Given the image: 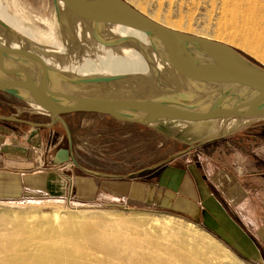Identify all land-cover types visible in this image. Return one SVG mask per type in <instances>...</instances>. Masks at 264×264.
Instances as JSON below:
<instances>
[{
	"label": "bare ground",
	"instance_id": "1",
	"mask_svg": "<svg viewBox=\"0 0 264 264\" xmlns=\"http://www.w3.org/2000/svg\"><path fill=\"white\" fill-rule=\"evenodd\" d=\"M58 4L61 43L48 46L26 36L0 0V58L28 61L34 68L31 80L56 76L41 83H120L149 79L166 70L164 43L126 25H121V33L112 20L108 22L120 42L107 40L82 0H58ZM167 26L177 28L172 23ZM218 32L229 34L231 41L264 59V0H222ZM123 43L130 47L122 49ZM198 59L211 68L223 66L202 50ZM171 127L156 129L174 133ZM182 131L175 136L183 137ZM209 203L212 211L220 212ZM44 207L16 204L0 210V264H223L216 252L224 259L249 264L203 227L171 213L153 215L144 225L107 209ZM71 231L84 233V240L68 236Z\"/></svg>",
	"mask_w": 264,
	"mask_h": 264
},
{
	"label": "water",
	"instance_id": "2",
	"mask_svg": "<svg viewBox=\"0 0 264 264\" xmlns=\"http://www.w3.org/2000/svg\"><path fill=\"white\" fill-rule=\"evenodd\" d=\"M82 1L95 27L107 40L119 41L112 33L109 23L112 20L118 31L123 30L121 33L124 32L121 25H126L164 43L168 56L166 70L154 73L149 79L120 83H41L55 80L56 76L31 80L34 68L28 61L0 58V98L17 104L14 114L0 115V120L41 125L22 120L21 112L25 111L48 116L49 125L60 121L66 127L62 116L77 113L140 126L166 138L176 137L178 130H183L181 135L185 137L200 127L219 123L216 135L200 142L204 144L222 137L229 121L264 119V67L250 61L238 49L209 37L170 28L126 0ZM126 47L130 44L123 43L121 48ZM200 50L216 56L223 66L217 69L202 63L198 59ZM158 125L172 126L175 132H160L156 129Z\"/></svg>",
	"mask_w": 264,
	"mask_h": 264
},
{
	"label": "rangeland",
	"instance_id": "3",
	"mask_svg": "<svg viewBox=\"0 0 264 264\" xmlns=\"http://www.w3.org/2000/svg\"><path fill=\"white\" fill-rule=\"evenodd\" d=\"M7 10L20 24L23 33L41 45L59 46L61 43L60 22L57 19L59 15V5L57 0H4ZM140 7L146 15L153 18L159 23L167 25L172 23L177 25V30L193 33L209 37L224 42L245 55L252 58L256 63L264 67V59L244 47L240 43L231 41L229 34H221L218 32V23L220 20V5L222 0H126ZM56 3V8H55ZM58 5V6H57ZM170 27V26H169ZM2 99L4 101L5 99ZM10 113L14 114L15 106L8 104ZM4 110L0 106V115L9 116L3 113ZM8 112V111H7ZM6 112V113H7ZM8 112V113H9ZM28 112H21V119L32 121V117ZM31 117V118H30ZM63 122L70 123L71 130L77 135L79 130L76 127H82L79 138L83 139L84 135L88 137L89 147L96 149L97 152L104 151L106 155L101 156L99 160L97 156L87 158L90 155L84 151V160L77 159L78 166L90 171H96L103 174H111L113 168L114 155L120 151L121 156L118 160H125L126 167L123 169L127 173L134 172L141 166H151L166 161L174 154L189 149L201 147L205 152L209 153L211 158L215 160L219 168V176L217 182L224 187L228 179H233L238 170L237 161L244 163L245 169H250L256 161L262 163L264 170V119L250 118L240 121H229L225 124L222 131L223 136L210 142L201 144L200 142L216 135L219 123H214L206 127H200L185 137L166 138L161 137L153 132L136 125L104 123L94 120L84 115H65L62 117ZM35 123H44L43 120H34ZM50 122V121H49ZM48 122V123H49ZM46 123V124H48ZM67 127V126H66ZM70 130V132H71ZM97 135H99L97 137ZM79 139L75 144V148H81L82 140ZM83 149H78L80 153ZM211 150V152L209 151ZM52 151V150H51ZM191 151V150H190ZM186 153V152H185ZM197 159L202 160L203 167L208 168V158L197 152H192ZM93 155V154H92ZM192 156L188 152L180 157ZM78 158V157H76ZM172 159V158H171ZM88 163V164H87ZM74 172L79 174V167L75 164L68 163L65 165ZM237 166V167H236ZM255 166V165H254ZM64 167V166H63ZM61 167V168H63ZM104 170H102V169ZM132 168V169H131ZM118 170V168H116ZM88 174V173H87ZM89 175H94L89 173ZM136 176V175H135ZM211 173L212 179H216ZM212 190H210V194ZM240 198V195H239ZM121 200V199H120ZM219 207V211H212L204 214V220H195L191 215H185L180 212L170 210H160L156 205H143V203L135 205L125 204L117 201H98L92 203L74 202L72 199H57L47 196L32 197L15 201L0 202V210L9 206L22 204H41L45 206V210H50L52 206L71 209H107L112 210L114 214L123 215L126 221L139 224H147L153 216H160L163 213H171L178 216H187L191 221L216 235L228 248H230L239 258L249 264H264V260L260 245L252 238L249 243L242 236V227H246L255 236L262 234L264 223V212L252 210L253 207L245 205L242 210V202L235 204L230 211H226L225 205ZM146 211L147 213H140ZM187 219L186 217H183ZM246 233V232H245ZM68 236L74 237L81 241L84 240V233L69 232ZM253 255V256H251ZM216 256L223 264H238L229 259H224L221 252H216Z\"/></svg>",
	"mask_w": 264,
	"mask_h": 264
},
{
	"label": "crops",
	"instance_id": "4",
	"mask_svg": "<svg viewBox=\"0 0 264 264\" xmlns=\"http://www.w3.org/2000/svg\"><path fill=\"white\" fill-rule=\"evenodd\" d=\"M0 104H4L2 99ZM49 124L33 126L26 122L0 120V202L41 196L72 199L84 204L109 199L135 206L141 203L156 205L160 210L180 212L203 221L204 214L212 212L209 202L220 208L222 205L214 194H210V183L215 193L223 197L226 211H230L229 207L232 210L241 199L242 210L248 205L247 208L264 212V170L258 161L250 169L237 161L235 164L239 168L233 173L235 177L228 179L224 187L217 182L220 170L212 155L204 153L201 147L192 149L193 146L187 151L192 156L180 159L186 152L155 165L141 166L130 173L123 169L127 164L125 160L117 161L121 156L119 151L113 160V166L118 170L113 168L111 174L89 175L78 166L75 158L74 142L83 136L79 135L82 127H76L77 135L71 130L73 127H65L60 121ZM85 141L88 142V137L84 135V145ZM50 148L52 151L48 152ZM38 152L42 153L40 161L35 159ZM192 152L208 158L207 170ZM91 153L106 155L97 150ZM68 163L77 165L74 168L79 167L84 173L74 174L65 168ZM211 173L217 178H210ZM262 227L263 233L256 236L244 226L241 232L249 243L253 238L260 245L264 260V223Z\"/></svg>",
	"mask_w": 264,
	"mask_h": 264
},
{
	"label": "trees",
	"instance_id": "5",
	"mask_svg": "<svg viewBox=\"0 0 264 264\" xmlns=\"http://www.w3.org/2000/svg\"><path fill=\"white\" fill-rule=\"evenodd\" d=\"M242 53V52H241ZM246 58H248L250 61H252V62H254V63H256L252 58H250L249 56H247V55H245L244 53H242ZM256 64H258V63H256ZM259 65V64H258ZM3 105L2 104H0V106L3 108V110H4V112L3 113H5V115H9V114H11L9 111H10V109L9 110H7L8 109V104H10L11 106H17V104L16 103H14V102H12V101H9V100H4L3 101ZM9 113H8V112ZM7 112V113H6ZM27 114H29L31 117H32V121H34V120H43V121H45L44 123H48L49 121H50V119H49V117L48 116H46V115H41V114H37V113H33V112H28ZM81 115H83V114H81ZM30 117V118H31ZM208 186H209V188L212 190V193L214 194V196H215V198L216 199H218V200H220V201H222L221 200V198L215 193V191H214V189H213V187H212V185L210 184V183H208ZM182 217H186L188 220H190L191 218H189V217H187V216H182ZM192 220V219H191ZM190 220V221H191ZM192 221H195V220H192ZM210 232V231H209ZM211 233V232H210ZM211 234H213V233H211ZM214 235V234H213ZM215 237H217L216 235H214ZM218 238V237H217ZM219 239V238H218ZM236 253V252H235ZM237 254V253H236Z\"/></svg>",
	"mask_w": 264,
	"mask_h": 264
},
{
	"label": "flooded vegetation",
	"instance_id": "6",
	"mask_svg": "<svg viewBox=\"0 0 264 264\" xmlns=\"http://www.w3.org/2000/svg\"><path fill=\"white\" fill-rule=\"evenodd\" d=\"M77 113H73V114H66V115H76ZM78 115H81V114H78ZM63 116H65V115H63ZM62 116V117H63ZM84 116H86V115H84ZM87 117H89V116H87ZM90 118H92V117H90ZM92 119H94V118H92ZM94 120H97V121H100V122H104V123H112V122H107V121H102V120H98V119H94ZM41 124V123H40ZM114 124H119V123H114ZM66 126L67 127H70V123L69 122H66ZM63 127V126H62ZM82 140V144H80V146H81V148H78V149H83V153H82V150H81V152L80 153H78L79 151H78V149H76V153H77V159H80V160H84V151L87 153H90V155L88 156V155H86V157L87 158H91L92 156H97V158L100 160L102 157H101V155H96V154H93L92 155V151H94V150H96V149H92V147H88V146H90L89 144H88V142L87 141H85L86 142V145H84V138L83 139H81ZM89 140V139H88ZM84 146H85V148H84ZM88 147V148H87ZM100 152H101V150H100ZM76 158V157H75ZM101 161V160H100Z\"/></svg>",
	"mask_w": 264,
	"mask_h": 264
},
{
	"label": "built area",
	"instance_id": "7",
	"mask_svg": "<svg viewBox=\"0 0 264 264\" xmlns=\"http://www.w3.org/2000/svg\"><path fill=\"white\" fill-rule=\"evenodd\" d=\"M48 152H51V148L48 150ZM41 157H42V153L41 152H38L37 155H36V157H35V159L37 161H40Z\"/></svg>",
	"mask_w": 264,
	"mask_h": 264
}]
</instances>
